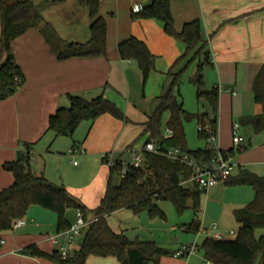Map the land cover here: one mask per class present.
<instances>
[{
    "label": "crops",
    "instance_id": "obj_1",
    "mask_svg": "<svg viewBox=\"0 0 264 264\" xmlns=\"http://www.w3.org/2000/svg\"><path fill=\"white\" fill-rule=\"evenodd\" d=\"M150 1L100 0V14L106 18L108 25L107 54L59 60L39 27L48 21L65 40L88 41L91 37L89 9L78 0H34L43 22L12 42V50L23 69L25 81L14 95L0 100V189L11 185L14 180L12 172L4 168V163L25 152V143H33L30 166L35 174L64 185L70 194L90 209L100 204L110 176L109 162L120 159L123 164H129L132 160H125V156L128 153L133 156V150L144 147L147 140V134H142L144 123L154 113L159 97L170 90L173 75L183 69L185 71L193 62L188 63L195 51L183 58L187 44L168 34L161 20L131 18L132 10H139ZM170 2L178 31L187 21H201L203 38L207 41L213 60L211 65H207L209 89L219 90V149L231 151L236 174L249 170L261 175V171H264V130L257 132L255 125L260 123L256 117L264 110L263 105L254 99L253 86L264 64V0ZM131 36L144 41L155 55V66L145 85L138 63L123 59L118 51V44ZM174 92L181 94L184 104L181 84ZM69 94L82 95L88 99L102 94L116 102L129 121L105 113L94 122L84 120L72 135L57 136L49 129V119L59 107L69 105ZM203 109L198 113L206 112L212 116L208 105ZM236 121L240 123L242 136L239 146L235 145L232 134V126ZM190 129L192 132L193 129ZM185 130L189 134L188 129ZM197 132L199 135V124ZM170 133L167 128L165 135ZM74 146L83 147L86 152L73 156L69 150ZM75 160L78 163L75 164ZM65 163L72 169H68ZM246 188L249 187L227 182L209 186L205 191V210L208 212L211 207L224 205L229 190H234L226 202L232 207L231 210L244 207L255 195L253 188L252 191ZM220 196L222 199H219ZM76 210H66V217L71 223L76 219ZM220 210L226 211L225 208ZM128 211L132 212L130 209H120L107 218L115 231L124 232L131 238L127 227L121 224L115 226L110 221L112 215ZM219 217L221 219L222 215ZM23 219L24 225L13 226L1 233L0 264H69L33 256L25 250L32 244L47 253L58 250V245L52 240L58 233L56 212L31 205ZM197 222L202 226L198 232L184 227L186 232L195 233V240L190 243L195 242L198 249L187 256L177 253L190 243H182L176 248L160 244L163 239L161 230L152 226L155 225L153 220L147 222L151 226L138 229L135 239L156 241L168 252L158 264H204L207 259L199 250L198 238L202 234L213 237L216 230L205 226L201 220ZM172 229H176V226H172ZM217 230L220 231L218 224ZM81 241L77 246L76 241L72 244L73 251L80 247ZM87 264L122 263L112 256H90Z\"/></svg>",
    "mask_w": 264,
    "mask_h": 264
},
{
    "label": "trees",
    "instance_id": "obj_2",
    "mask_svg": "<svg viewBox=\"0 0 264 264\" xmlns=\"http://www.w3.org/2000/svg\"><path fill=\"white\" fill-rule=\"evenodd\" d=\"M59 2L61 0H51ZM89 9L91 17V37L88 41H67L60 36L51 22L39 27L41 34L49 43L59 60L71 57H94L107 54V20L100 14V0H78ZM131 18L159 19L165 31L187 44L183 58L195 51L189 62L198 60L197 74L192 82L197 88V98L205 99L210 113L188 114L179 92H174L181 84L184 69L173 75V83L168 92L159 97L158 105L144 123V135L154 141L158 151H144L140 167L130 166L123 173L122 161L116 160L110 166L107 189L100 204L90 209L72 196L64 185L56 184L44 175L31 170L30 150L33 143H25V152H20L14 160L4 163V168L12 172L11 185L0 189V240L1 233L13 227L14 222L23 218L31 205H39L58 215V232L70 227L66 217L68 208L81 209L86 219H97L85 229L80 247L72 256L64 258L59 250L47 253L35 244L25 250L33 256L45 257L52 261L69 264H87L90 256L117 258L122 264H158L167 254L156 241L131 239L124 232L115 231L108 221V215L120 210L130 209L133 213L147 212L151 216L165 217L158 201H170L177 212L182 213L191 206L197 213L201 208V196L206 189L191 181L195 168L188 161L175 159L168 155L172 148H180L197 164L208 165L217 156V150L208 145L204 148L188 147L185 122L196 119L198 124L209 121L217 131L219 115L218 88L205 89V65L213 63L207 41L203 38L201 21L194 19L184 23L178 31L171 11L170 0H151L139 10H132ZM43 16L34 0H0V100L15 94L25 81V74L12 50V42L32 27L43 22ZM196 49V50H195ZM118 51L123 59L134 60L142 71L146 84L155 66V55L146 43L135 36L122 40ZM182 58V57H181ZM254 99L263 105L264 110V64L260 68L253 86ZM69 105L61 106L50 116L49 129L57 136L72 135L81 122H94L98 117L109 113L125 122L129 118L124 110L104 95L88 99L82 95L69 94ZM168 112L166 127L170 135L163 132V117ZM260 123L255 125L257 132L264 130V112L257 116ZM199 136L205 139L203 132ZM206 140V139H205ZM222 153L227 154L223 150ZM231 153V151H229ZM115 176L120 177L118 184ZM225 182L231 185H250L254 198L244 207L236 209L234 215L239 223L238 234L234 238L217 239L206 237L199 245L204 257L213 264H264V234L256 236L257 229H264V175L249 170L231 176ZM187 229L198 232L200 224L192 221Z\"/></svg>",
    "mask_w": 264,
    "mask_h": 264
},
{
    "label": "rangeland",
    "instance_id": "obj_3",
    "mask_svg": "<svg viewBox=\"0 0 264 264\" xmlns=\"http://www.w3.org/2000/svg\"><path fill=\"white\" fill-rule=\"evenodd\" d=\"M197 66L198 61L194 60L190 66L186 68L182 75L181 79V89L182 93L184 95V108L188 114H197L198 111H204V107L207 106V102L205 99H198L197 98V88L195 84L192 82V78L197 74ZM208 70V66L205 65L204 67V75H205V89H209V83L208 79L206 77ZM168 112L164 114L163 117V132L166 133V120L168 116ZM185 128L188 129L189 134L187 133V140H188V147L190 149H197V148H204L206 147L207 141H205L204 138H201L198 135L197 128H198V122L196 119L188 120L185 122ZM190 128L193 129L192 132H190ZM133 158L131 153H128L125 156V160L131 161ZM78 160L80 161V157H78ZM66 167L68 169H72L69 164H66ZM72 166V165H71ZM261 175H264V171H261ZM236 173L234 172L233 175ZM238 174H236L237 176ZM120 182V177L115 176L114 183L118 184ZM235 185H244V184H235ZM252 191V187L250 185H244ZM236 189V188H233ZM234 190H229L227 192V199L224 201V205L221 204L219 208H225V210H220L218 207H211V209L207 212L204 207L205 202V193L201 196V203L202 208L197 213L195 210L189 206L186 208L182 213L177 212L174 205L170 201L166 200H160L158 201V204L160 208L164 211L165 217L161 216H151L147 212H141L139 214H135L133 212H119L110 217V221L113 225L118 226L117 224H121L124 227H127V232L130 234L131 238L135 239L137 236L138 229L147 228L151 225L147 224V222L152 221L155 223L157 229H160V234L162 235V243H160L163 246H168L171 248H176L177 246H180L182 243H190L195 240V233L192 231L186 232L184 230V227H186L189 223L192 221H202L203 224L207 227H212L215 223L218 224V229L226 236V238H232L235 237L238 233L239 226L238 221L235 218L234 211L231 210L232 207L230 205L226 204L227 200L229 199L228 196L233 195ZM72 195V194H71ZM73 196V195H72ZM219 199H222L221 196ZM252 200V199H251ZM223 201V200H221ZM218 215H222L221 219L218 218ZM137 216V218L135 217ZM138 216H142L144 218H138ZM172 226H176V229H172ZM229 230H234L235 234H229ZM85 233V232H84ZM264 234V229H257L256 230V236H260ZM84 236V235H82ZM78 237L76 239V246L79 240L81 241L83 237ZM207 235H200L198 238L199 245L203 242V240L206 238ZM159 244V243H158Z\"/></svg>",
    "mask_w": 264,
    "mask_h": 264
},
{
    "label": "built area",
    "instance_id": "obj_4",
    "mask_svg": "<svg viewBox=\"0 0 264 264\" xmlns=\"http://www.w3.org/2000/svg\"><path fill=\"white\" fill-rule=\"evenodd\" d=\"M199 131L203 132L205 135V139L207 144L211 148H215L217 150V156L212 160V162L208 165L197 164L193 159H190L189 156L183 152L180 148H172L169 150L168 155L175 159H181L183 161H188L195 168V172L190 179L191 181H195L200 187L207 189L209 186L219 183L225 182L228 178L233 175L235 164L231 161V153L224 154L220 151L217 141H218V133L211 125L209 121H206L204 124H199ZM232 134L233 141L236 146H239L242 142V136L240 134V123L238 121L233 123L232 126ZM144 151H158V147L156 146L154 141H148L144 144L142 149L133 150V158L129 164H123L122 172L125 173L128 171L130 166L140 167L144 160ZM71 155L76 154H84L86 149L79 146H74L69 150ZM74 163H78V161H74ZM114 162H109V165L112 166ZM97 217L93 216L90 219H86L83 211L81 209L76 210V219L73 223H71L70 227L66 230L56 233L52 240L58 245V250L61 255L66 258L73 255L74 251L72 250V244L75 243L78 237H81L87 226L95 221ZM25 224V220L23 218L17 219L13 226L20 227ZM200 224V230H201ZM212 229L216 230L213 234V237L217 239L226 238V236L217 230V224L212 225ZM233 230L229 231V234H234ZM198 251L197 244L190 243L184 245L182 249L177 253V255H190L194 254ZM204 264H213L211 261L206 260Z\"/></svg>",
    "mask_w": 264,
    "mask_h": 264
}]
</instances>
